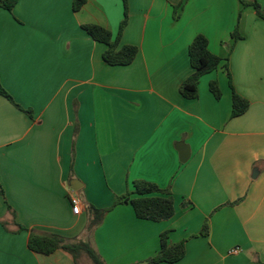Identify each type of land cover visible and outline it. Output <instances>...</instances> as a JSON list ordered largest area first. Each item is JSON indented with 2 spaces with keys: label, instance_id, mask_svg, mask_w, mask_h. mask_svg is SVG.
I'll list each match as a JSON object with an SVG mask.
<instances>
[{
  "label": "crops",
  "instance_id": "0c3cea01",
  "mask_svg": "<svg viewBox=\"0 0 264 264\" xmlns=\"http://www.w3.org/2000/svg\"><path fill=\"white\" fill-rule=\"evenodd\" d=\"M73 3L0 8V83L12 98L0 95V264H77L66 251L32 252L33 230L89 242L105 264H147L164 233L187 241L174 264H264V21L240 0H127L119 47L139 52L115 67L83 26L116 39L123 0H87L79 12ZM198 35L223 62L190 100L180 87ZM228 71L250 103L236 118ZM135 181L172 182L174 217L142 220L119 204L97 222L93 207L112 208Z\"/></svg>",
  "mask_w": 264,
  "mask_h": 264
},
{
  "label": "trees",
  "instance_id": "16d2710c",
  "mask_svg": "<svg viewBox=\"0 0 264 264\" xmlns=\"http://www.w3.org/2000/svg\"><path fill=\"white\" fill-rule=\"evenodd\" d=\"M18 2L19 0H0V8L12 12ZM123 2L125 5V19L121 24L120 33L116 39H113V35L110 31L101 26H83V29L87 31L95 41L107 46V50L103 55L104 61L108 65L115 67L131 65L135 61L139 52L136 46L124 45L119 47L121 33L128 23L127 0H123ZM86 3L87 0H74V11H81ZM240 3L243 8L252 7L256 15L264 21V0H240ZM232 38L234 40L241 38L237 29L233 32ZM189 57L193 73L181 85L180 93L184 98L193 100L197 99L199 96L200 79L203 76L216 71L221 66L223 60L209 50V41L204 35H198L194 39L189 47ZM228 76L233 91L232 117L236 118L247 112L250 103L235 91L229 71ZM210 90L216 99L222 97L218 82H212L210 84ZM0 95L12 100L2 87L1 83ZM171 188L172 182L166 189H163L154 183L135 181L134 191H129L125 195L120 196L112 208L107 210H97L93 207L96 220L99 222L106 212L112 210L119 204H130L139 219L153 222L168 221L175 215V206ZM9 211H12L11 207H9ZM19 230L27 231L21 226H19ZM209 233L210 227L208 221H206L199 236L207 237L209 236ZM186 243L187 241L184 240L178 244H170L169 233L162 234L161 249L156 256L148 260L147 264H174L181 261L186 255ZM28 247L32 252L45 256L53 255L57 251H66L74 258L77 264L82 255H86L91 264H105L89 242L68 239L59 234L44 233L34 230L30 231ZM260 264L262 263L260 262Z\"/></svg>",
  "mask_w": 264,
  "mask_h": 264
},
{
  "label": "built area",
  "instance_id": "2783aa9c",
  "mask_svg": "<svg viewBox=\"0 0 264 264\" xmlns=\"http://www.w3.org/2000/svg\"><path fill=\"white\" fill-rule=\"evenodd\" d=\"M71 206H72V212L74 215L79 216L82 213V203L79 197L77 196H71ZM239 251L237 249H234L231 251V254H237Z\"/></svg>",
  "mask_w": 264,
  "mask_h": 264
},
{
  "label": "water",
  "instance_id": "95a60500",
  "mask_svg": "<svg viewBox=\"0 0 264 264\" xmlns=\"http://www.w3.org/2000/svg\"><path fill=\"white\" fill-rule=\"evenodd\" d=\"M186 159H187V155H186V154H184V156H183V158L181 159V161H182V162H185V161H186ZM74 190H75V188H74Z\"/></svg>",
  "mask_w": 264,
  "mask_h": 264
}]
</instances>
